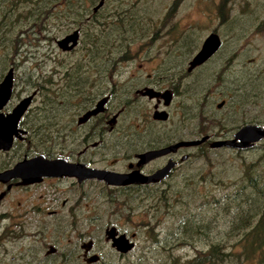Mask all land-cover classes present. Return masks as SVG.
I'll return each mask as SVG.
<instances>
[{"label":"rangeland","instance_id":"374dc122","mask_svg":"<svg viewBox=\"0 0 264 264\" xmlns=\"http://www.w3.org/2000/svg\"><path fill=\"white\" fill-rule=\"evenodd\" d=\"M98 2L56 0L43 19L37 15L35 0H0V82L9 69L14 79L3 112L9 113L32 95L25 126L34 131L46 128L39 135L31 133L29 142L17 141L8 154H0V171L23 154L59 151L67 133L53 127L65 125L71 111L79 113L81 92L96 85L101 97L112 93L102 112L107 107L111 117L123 110L114 123L116 130L102 134L103 168L120 170L135 150L134 141L148 132L149 140L162 137L165 141L190 139L201 128L217 133L215 120L226 119V113L230 114L224 129L229 135L243 124L264 128V0H104L92 14ZM75 30L80 34L75 49L59 48L57 42ZM212 33L221 41L218 53L204 66L188 70ZM145 83L175 90L166 123L151 122L154 101L134 93V85ZM228 95L238 106L218 111L216 104ZM201 112L207 121H201ZM200 153L178 172L180 178L160 187L169 201L157 211L153 207L160 197L137 196L104 182L75 186L67 203V208L74 203L73 227L58 229L63 209H56V217H34L31 221L39 217L45 222L37 233L40 240L46 238L42 243L27 241L25 248L35 245L40 257L49 245L64 251L72 248L74 264H84L77 255L80 241L89 240L101 257L98 264H188L221 241L226 264H258L259 252L251 253L250 241L231 231L233 211L227 204L240 201L233 196L242 187L253 207L264 201L256 192L264 191V141L245 151L202 149ZM251 176L257 177V187L246 189ZM47 191L25 190L21 208L9 212L29 211L31 204L25 199L30 193L41 195L38 203L44 207ZM248 199L244 200L248 203ZM255 210H251L254 220ZM109 227L129 238L133 235L134 249L125 255L116 252L106 240Z\"/></svg>","mask_w":264,"mask_h":264},{"label":"flooded vegetation","instance_id":"af4514ba","mask_svg":"<svg viewBox=\"0 0 264 264\" xmlns=\"http://www.w3.org/2000/svg\"><path fill=\"white\" fill-rule=\"evenodd\" d=\"M94 13L95 12L92 8V14ZM74 32H78V37L80 36L79 30H75L73 31V33ZM219 49L217 50V52H215L213 56H211V58L214 57L216 53H218ZM208 60L202 65L198 66V68L207 64L209 62ZM135 79L136 77L134 75L131 82H133ZM134 86L135 88H137L134 90V93L143 99H147L148 97L143 96L140 92H144L147 89H152L159 93H163L165 91H169L171 93V102L166 107L163 105V98L161 96H159L158 98L149 99L154 101L153 112L157 110L166 111L168 114V118L164 122L155 121L153 120V118L151 122L154 121V123H166L170 119V113L168 110L172 105L175 90L172 89V87H168V89H160L158 87H155L153 83H145L140 87H138L137 84ZM99 92H101V88H98V85H96L93 90L81 92L82 100L80 104H82L83 102L82 110L79 113L71 111L70 114L67 116L68 121L65 125L56 123V125L53 127L56 132H59L61 128L64 129L67 133V139L65 140L66 143L59 147V151L55 149L53 151L46 150L42 153L40 152L39 154H23V157L21 159L0 171L4 172L6 170H9L13 168L17 163L25 159L40 155L44 156L48 160L62 159L65 160L67 164L79 166L71 169V171L67 174H63L60 172L59 174L53 176H42L38 179L37 182L29 184H23V181L20 178L9 177V180L5 182L0 180V264H74L73 257L75 250H72V248H68L64 251L63 248L60 249V247H58L57 249L54 247V245H49L47 247L46 253L43 255V257H40L38 253L35 252V245H31L28 249H26L25 246L27 241H29L31 244L42 243V241L46 238L45 237L44 239L40 240L41 234L37 233V229L43 226L45 222L43 220L41 221L39 217L38 220L31 221L32 218L37 217L39 215L42 217L43 214H45L47 217H56V209H63L65 213L64 218H57L60 221H58V229L67 230L68 225L72 226L73 224L71 220L74 216V203L73 201H71L72 205H70L69 208H67V203L70 201L68 197L70 193L74 190V187L76 186L78 188H82L83 185H87L89 184V182H97L99 184L103 183L94 178L80 180V174L76 168H82L83 170H107L119 174H132L133 172H137L147 177L155 174L157 171L165 168L167 165H170V167H172L168 172V176L157 183L131 184L126 186H109L115 188L116 190L132 192L137 196L143 195L145 197H162L166 194V191H161L160 187L164 186L165 183L171 181L173 178H180L181 176L178 172L182 171L185 165H187V163H189L192 158H195V156L198 159L199 155L197 154H199L202 149H210V145L214 141L232 139L234 134L241 127L247 125H241L236 129L234 133L229 135L228 131L224 129V124L225 122H228L230 114L226 113V119L224 117H221L215 120L216 126H214V128L218 129L217 133H209L206 129L201 128L197 132V135L194 134L193 136H191L190 139L176 138L177 140L175 139L174 141H165V138L162 137L158 138L157 140H149L150 132H148L145 136H138L137 140L134 141L133 144L134 146H136L134 148L135 150H133L130 154L126 156V158L123 160L125 161V165H123L120 170H116L113 168H103L101 167V153L103 151L101 142L102 134L104 130H107L108 132L116 130V126L114 123L119 117L122 116L123 110L117 112L116 114H113L111 118V114L106 113V107L104 112H99L95 115H91L85 121H83L82 119L85 117V115L94 110L98 102L102 98L105 97L108 100L105 106H107L110 102V97L112 93H107V96L101 97V94H98ZM219 104H221L220 107H218ZM236 106H238V103L235 102L234 99L232 100L231 95H228L226 99H221V101L216 104V108L218 109V111H222L226 108H229L232 111ZM24 115L19 122V128L25 132L22 135V139L15 140L12 148L9 151H0V154H8L11 150H13L17 141H28V139H30L31 133L39 135L41 132L45 131V126H39L37 131H34V129L29 128L28 126H25ZM115 115L116 118L113 119ZM200 119L201 121L208 120V118L204 116L203 112L200 113ZM203 137H207V140L199 144L198 146L188 148L178 147L177 149L170 151L168 154L159 156L146 163L140 164L141 160L139 158V155L145 152L153 150L159 151L161 149H165L171 145H174L180 141L200 140ZM169 138H171L170 135L166 137V139ZM49 149L52 148L49 147ZM187 150L193 151L186 152ZM119 152L120 151H117L118 155ZM66 185H68V187H65ZM36 187H42L44 188V190H48L47 193H45L47 201L44 203V207H42V204L38 203L42 196L37 195L35 197V193H30L26 195L25 199V201H29L31 204L29 211H22L20 214L16 213L15 215L9 212V210L20 209L25 198V190H30ZM33 198L36 201H33ZM76 205H78V202L76 203ZM117 233L119 232L117 231ZM88 242L90 241L88 240ZM88 242H83V240L80 241V253H78L77 255L78 260L84 264H89L87 263V259H89V257L92 255H97L99 257V261L94 264H98L101 261V257L98 254L94 253L93 242L91 241L92 246L89 250L86 251L83 248V245ZM14 248L16 252L13 251ZM25 250H27L28 252H26Z\"/></svg>","mask_w":264,"mask_h":264},{"label":"water","instance_id":"95a60500","mask_svg":"<svg viewBox=\"0 0 264 264\" xmlns=\"http://www.w3.org/2000/svg\"><path fill=\"white\" fill-rule=\"evenodd\" d=\"M104 0H100L97 6L94 8L96 12L103 6ZM78 33L73 34L59 40L57 45L59 48L65 51H70L74 49L78 44ZM221 46L220 38L217 34H210L202 43L198 53L193 57L192 61L189 63V69L203 64L207 59L217 52ZM13 75L10 71L5 75L0 82V151H9L15 140H21L22 135L25 133L19 128V122L27 109L29 108L33 96L30 95L22 99L9 113H3V109L10 102L13 90ZM143 96L148 97V99H154L161 96L163 98V105L166 107L171 102V93L165 91L163 93L156 92L152 89H147L144 92H140ZM107 99L102 98L96 108L91 112L87 113L82 119L85 121L89 116L95 115L104 110V104ZM221 104L218 105L220 107ZM116 116L113 118L115 119ZM153 120L164 122L168 118L166 111H155L152 115ZM207 137H203L200 140L194 141H180L174 145H171L165 149L159 151L153 150L145 152L139 155L140 164L146 163L154 158L168 154L170 151L177 149L178 147H195L199 144L205 142ZM264 140V128L259 125H245L241 127L230 140H218L214 141L210 145V149H230L235 151H244L251 148L256 143ZM79 167L76 165L67 164L65 160H48L44 156H34L32 158L25 159L17 163L13 168L0 172V180L7 181L10 178H20L23 184H29L37 182L42 176H53L59 174H67L71 169ZM172 167V166H171ZM170 165L157 171L151 176H143L137 172L132 174H119L107 170H93V169H82L76 168L80 174L81 179H97L108 186H126L131 184H147V183H157L168 176L170 170ZM76 170V172H77ZM106 240L110 242L111 247L119 254H127L131 252L135 247V242L131 238L127 237L126 234L117 233L115 227H109L105 230ZM92 242L85 243L83 248L87 251L91 248ZM99 261L97 255H92L87 259V263L94 264Z\"/></svg>","mask_w":264,"mask_h":264},{"label":"trees","instance_id":"16d2710c","mask_svg":"<svg viewBox=\"0 0 264 264\" xmlns=\"http://www.w3.org/2000/svg\"><path fill=\"white\" fill-rule=\"evenodd\" d=\"M35 1L36 3H34V5L36 6L35 10L37 15L44 17L43 19H46L48 14L51 13V4H53L56 0ZM32 12H34L33 9ZM220 15L222 16L223 13H220ZM256 179V176H251L249 179V184L245 185L246 189L250 187L255 189L257 187L255 182ZM243 189L245 188L242 187L237 189L235 195L233 196L234 198L240 199V201L233 200L231 201L232 205L227 204V208L233 211V215L231 213V221L233 223L231 231L236 234L240 233L244 240H249L250 244L253 245L252 248L249 247V250H252L250 252L254 253V255H256V252H259L258 264H264V201L261 202L258 207H253L254 201L243 196L245 192ZM256 192H258L259 196H262L261 200H264V191L256 189ZM244 199H248V203L247 200L245 201ZM168 201V197H160L155 202L153 208L155 211H157L159 210V207H162L168 203ZM252 209H256L253 213H255L254 215L257 214L256 216H258L255 220L254 218H251ZM224 245L225 243L221 241L212 243L207 254L203 258H197L191 262H188V264H226V261L223 259V257L227 256Z\"/></svg>","mask_w":264,"mask_h":264},{"label":"bare ground","instance_id":"6f19581e","mask_svg":"<svg viewBox=\"0 0 264 264\" xmlns=\"http://www.w3.org/2000/svg\"><path fill=\"white\" fill-rule=\"evenodd\" d=\"M10 71H12V75H13V70H12V69H9L8 72H7V74H8ZM7 74H6V75H7Z\"/></svg>","mask_w":264,"mask_h":264}]
</instances>
